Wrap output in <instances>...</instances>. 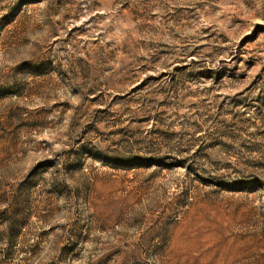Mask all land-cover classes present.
I'll return each mask as SVG.
<instances>
[{
	"label": "rangeland",
	"instance_id": "1",
	"mask_svg": "<svg viewBox=\"0 0 264 264\" xmlns=\"http://www.w3.org/2000/svg\"><path fill=\"white\" fill-rule=\"evenodd\" d=\"M0 264H264V0H0Z\"/></svg>",
	"mask_w": 264,
	"mask_h": 264
}]
</instances>
